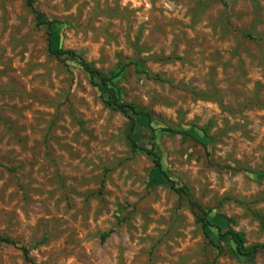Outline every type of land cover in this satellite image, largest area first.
Here are the masks:
<instances>
[{"label": "rangeland", "instance_id": "374dc122", "mask_svg": "<svg viewBox=\"0 0 264 264\" xmlns=\"http://www.w3.org/2000/svg\"><path fill=\"white\" fill-rule=\"evenodd\" d=\"M33 2L0 0V234L16 242L0 264H29L22 247L37 264H264L217 228L264 245V0ZM51 49L150 118L131 114L130 136Z\"/></svg>", "mask_w": 264, "mask_h": 264}, {"label": "trees", "instance_id": "16d2710c", "mask_svg": "<svg viewBox=\"0 0 264 264\" xmlns=\"http://www.w3.org/2000/svg\"><path fill=\"white\" fill-rule=\"evenodd\" d=\"M28 6L32 8V10L38 14V12L35 10L34 7V2L33 0H26ZM48 29L49 32L51 33L53 29V23H48ZM51 53L53 56H55L58 59L62 58H75L80 61L82 67L84 70L90 75L91 78L93 79H98L101 83L99 86L102 95H107L109 98L107 99V104L111 105V107L119 111L120 113L129 116L131 118V125H130V136L134 133L135 128L137 126V122L135 118H132L130 115H135V116H140L143 118H150V113L149 112H139L137 111V108L132 105V104H122L119 103L115 97V94L111 91V89L108 87L109 79L107 78L106 75H104L101 71L95 69L87 60H85L81 55H79L76 51L73 50H53L51 49ZM177 133L176 131H173ZM184 136L189 137V135L186 132L182 133ZM200 143L203 144V146H207L205 143L202 141H199ZM158 166L161 167V164L158 161ZM180 193H184L187 195V192L185 189H178L177 190ZM191 205L198 208V210H201L200 207L197 205V203H194L191 201ZM200 222L204 223L205 226H208L210 223L206 218V215L204 214V217L200 218ZM218 228V237H219V242L220 243H233L236 248V252L241 256V257H254L256 254L263 252L264 251V245H258L255 246L251 249H248L247 247V239L246 236L243 233L228 229V230H223L221 227ZM211 242L220 250L223 249L221 247L220 243H215L212 239ZM2 244H8V245H16V242L13 241L10 238L3 237L0 234V245ZM24 259L26 262L29 264H37L35 260L31 257L30 251L26 247L21 248Z\"/></svg>", "mask_w": 264, "mask_h": 264}]
</instances>
